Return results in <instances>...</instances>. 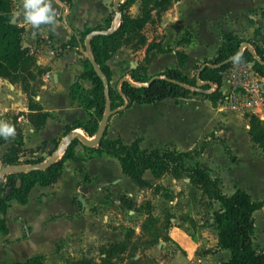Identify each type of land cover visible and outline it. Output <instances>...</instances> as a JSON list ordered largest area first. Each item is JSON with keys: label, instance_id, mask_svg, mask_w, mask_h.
Masks as SVG:
<instances>
[{"label": "crops", "instance_id": "obj_1", "mask_svg": "<svg viewBox=\"0 0 264 264\" xmlns=\"http://www.w3.org/2000/svg\"><path fill=\"white\" fill-rule=\"evenodd\" d=\"M11 1L14 18L25 29L22 45L31 48L34 55L31 69L39 79L34 100L47 116L40 127H35L27 118L28 100L21 86L0 77V120L10 122L13 115L20 112L16 125L21 128L22 149L27 152L25 157L42 158L44 162L50 154V142L65 136L67 126L76 121L85 124L95 116L94 110L87 109L83 102L92 84L81 76V54L61 45L73 30L79 32L103 26L105 19L111 13L113 15L114 5L112 0H50L57 23L34 27L23 16V0ZM99 1L104 4L99 6ZM169 15L161 22L165 23L163 27L170 28L177 41L181 40L182 31L189 33V39L177 48L185 55L183 63L176 57L175 62L167 67H177L190 77L196 75L200 65L216 56L224 34L231 33L241 39V43L247 42L248 46L264 41V0H175ZM111 23L112 20L102 31L116 29L120 21L114 22L113 26ZM79 50L92 57L88 36L84 39V47L80 46ZM107 63L110 66V58ZM123 77L130 79L125 73L117 81ZM261 77L264 86V75ZM213 86L209 91H213ZM71 88L75 91L73 95ZM214 89L221 93L228 89V85L220 83ZM220 98L216 108L204 95L187 93L150 103L133 102L123 110H128L133 104L149 107L146 112H139L137 128L141 139L138 144L148 150L194 149L206 139L205 134H200L203 124L197 123L203 119L202 114L218 113L220 118L217 121H222L216 123V136L218 140H225L231 152L227 170L215 172L203 163L213 144L222 149L224 155L227 154L215 140L195 156L193 164L197 162L210 175L219 177L225 193L231 194L240 188L253 200L264 202V147L251 140L249 124L245 135L237 134L238 124L230 122L229 116L239 109H227ZM121 111L114 112L117 113L116 118L113 114L109 117L103 133L106 138L130 144L135 140H126V137L134 122L122 119ZM203 122L213 127L208 119ZM121 123H128L129 127L121 128ZM197 128L198 135L192 137L190 134ZM72 131L83 135L85 132L80 127ZM81 143L75 145V158L64 162L62 174L55 182L35 184L25 204L15 199L8 202L5 213L0 214L7 229L5 233L0 232V264L23 263L31 258L34 261L29 264H101L106 256L104 249L125 241L127 231L132 233L133 239L141 240L151 222L166 224L165 235L157 236V240L148 247L155 256V264H221L230 258V250L218 244L217 228L213 222V212L220 207L218 200L208 201L203 209L201 202L196 201V197H202V192L190 179H186L188 177L166 173L156 178L150 169L143 172V178L161 185L163 189L155 193L150 188H139L122 172L115 156L98 152L97 144L88 147ZM13 145V137L5 139L0 145V156ZM19 160L22 161L20 155ZM20 166L28 167L30 164L6 168ZM226 178L230 180L228 190L225 189ZM164 192L168 195L165 196ZM191 195L195 197L193 202H187ZM259 211L253 212L254 228Z\"/></svg>", "mask_w": 264, "mask_h": 264}, {"label": "trees", "instance_id": "obj_2", "mask_svg": "<svg viewBox=\"0 0 264 264\" xmlns=\"http://www.w3.org/2000/svg\"><path fill=\"white\" fill-rule=\"evenodd\" d=\"M170 1L160 0V3H169ZM116 9L120 13V23L116 29L110 32L102 31L109 27L112 20L111 13L105 19L103 26L94 29L85 28L79 32L73 30L69 39L61 45L62 48L69 47L81 54L80 61L83 65L81 76L89 79L92 84L89 95L83 97V102L85 107L93 109L95 114L85 124L76 121L67 126L65 134L80 127L89 136L94 135L97 132L98 123L106 111L107 95L109 96L110 109L113 112H119L133 102L150 103L166 97L184 96L187 93L202 94L208 99L212 96L216 98L221 96L217 89L209 91L211 87L209 83L217 87L220 85L221 78L218 72L234 61L235 55L239 52L242 40L231 33L222 36L216 56L207 60V64L211 65H205L200 70L199 79L204 82L201 85H197L195 75L190 77L177 67H166L154 75L141 73L138 67H134L128 71L130 79L118 81V86L113 88L110 84L112 70L107 60L117 50V41L123 34L140 29L147 22V16L134 17L125 14L121 3L117 4ZM13 17L12 1L0 0V77L21 86L28 100L27 118L38 128L43 124L47 113L34 100L36 87L32 82L36 76L31 69L34 55L31 48L22 45L25 29L17 20L12 22ZM94 30L96 32L92 33ZM86 36H88L91 58L82 55V51L79 50L80 46L84 47ZM239 58L249 60L252 58V53L245 48ZM179 61L183 63V60ZM222 62L225 63L220 67L212 66V64ZM200 67L201 65L197 70ZM254 68L259 74L264 75V61L254 62ZM74 92V89L71 88V95ZM19 115H21L20 112L13 115L10 121L16 128L13 137L14 145L0 156V169L23 163L33 166L43 161L42 158L19 160V153L23 145L21 128L16 125ZM247 117L249 118L248 133L251 140L264 147V121L255 114L247 115ZM4 141L5 138L0 137V145ZM78 142L79 140L76 138L71 139L62 151V155L51 161L45 168L6 170L0 177V214L5 213L11 199L25 204L29 191L35 184L48 185L55 182L62 174L64 162L75 158L74 147ZM205 146L206 144L203 143L201 147L189 151L168 148L148 150L141 148L136 140L125 144L120 139L106 138L103 133L97 143L96 150L115 156L119 160L122 172L129 176L135 185L139 188H150L155 193L163 187L143 178V172L146 169H150L156 178L166 173H170L174 177H188L190 182L201 190L204 201L210 202L214 199L220 202V207L213 212V222L217 228L219 246L228 248L231 252L230 258L221 264H264V253L256 251L252 245L253 212L262 206V202L253 200L245 190L240 188H236L231 194L225 193L219 177L210 175L207 169L197 162L195 164L187 163L188 160L194 159L202 152ZM167 195L165 194V196ZM204 204L206 205V202ZM6 230L4 219L0 218V232L5 233ZM32 261L34 258L23 263L12 264H29Z\"/></svg>", "mask_w": 264, "mask_h": 264}, {"label": "rangeland", "instance_id": "obj_3", "mask_svg": "<svg viewBox=\"0 0 264 264\" xmlns=\"http://www.w3.org/2000/svg\"><path fill=\"white\" fill-rule=\"evenodd\" d=\"M175 0H171L169 3H160V0H112V4L115 2L121 3L124 8V13L130 16H147V22L143 27L137 29L135 31L127 32L123 34L117 41L118 47L117 50L110 57V67L113 71L112 81L110 82L113 88L118 86V79L128 73L129 69L132 67H138L141 73L145 74H153L158 73L164 70L165 67L170 66L175 62L176 57L179 60H184V53L180 51L178 46L180 43H184L185 40L189 39V33L187 31L181 32V40H176V35L171 32L170 28H164L163 25L165 23L163 20H166L170 17L169 12L172 4ZM99 6L104 4L103 1L98 2ZM114 7L113 15H112V23H118L120 20V13ZM97 9L101 10L102 8L98 7ZM166 22V21H165ZM115 23V24H116ZM179 33V32H177ZM191 50H194L192 47ZM199 50V48H198ZM87 54L88 52L82 51V55ZM176 53V54H175ZM89 54V53H88ZM177 55V56H176ZM196 71V68L192 73ZM191 74V73H190ZM39 79H34L32 84L37 88ZM209 100V103L214 106V108L218 105V98L212 96ZM237 107L232 108L229 104H226L227 109L234 110L239 109L238 112L229 116L230 122H235L238 124L236 132L238 135H245L246 125L249 124V118L247 115H251L252 112L249 111L248 107L237 102ZM146 106H140L137 104H133L131 108L128 110H123L119 114L122 119L129 120L134 122V127L131 128L127 133L126 140H136L138 143L141 139L138 137V114L139 112H144L147 110ZM203 111L205 110L203 107L201 108ZM146 112V111H145ZM224 113V112H223ZM116 114L113 112L114 118H116ZM229 114L226 112V115ZM203 119L198 121L197 123L203 124L201 125V135L205 134V140L199 142L194 149L201 147L203 143L206 146L210 143L211 140L217 141L228 154L224 155L222 149L218 148L217 145L213 144V147L209 148L205 158L203 159V163L207 166L215 170V172H222L227 170V162L228 159L231 158V152H229V148L225 140H218L216 136V123L219 124L222 120L217 121L220 118L218 113H209V115L202 114ZM206 117V118H205ZM209 117V118H208ZM204 119H208L210 124H213V127H209L206 122H203ZM264 121V120H263ZM100 122V121H99ZM99 124V123H98ZM121 128L129 127L128 123H121ZM208 129H212L211 131H206ZM232 129V127H230ZM199 128L195 129L192 137H196L198 135ZM78 131H72L69 134H66L59 139L52 140L49 144V155L45 157V161L40 163L43 164L48 161L52 155L59 158L62 155V152L56 154V150L61 146L62 143L68 144L70 142L69 136L70 134H74ZM85 136L92 137L91 139L96 138V133L92 136L83 132ZM79 143H81L79 141ZM145 143V142H144ZM231 143L233 144L232 140ZM82 144V143H81ZM146 144V143H145ZM19 155L22 157V160H30V158H26L27 155L26 150H21ZM37 159V158H35ZM193 161H187L188 164H193ZM226 172V171H225ZM226 174V177H229ZM230 180L226 178L225 189L228 190L230 187ZM224 190V189H223ZM181 192V191H180ZM179 193V192H178ZM164 194H167L164 192ZM194 195H191L187 202H193ZM196 197L197 202H201L202 208L205 209L207 205V200L201 197L200 199ZM206 202V205L204 204ZM259 213L256 214V225L252 232V245L258 252L264 253V202H262V206L259 208ZM205 218V214H203ZM165 221V220H164ZM206 221L204 220V223ZM150 226L145 230L142 235V239H133L132 233L127 231V239L123 242H120L117 246L114 247L109 245L104 252L106 256L101 261V264H155L152 251H149V245L157 240V236L165 235V225L164 222L161 225L154 224L153 222L149 223ZM148 249V250H147ZM136 254H139L138 256ZM75 263V262H73ZM100 264V263H99Z\"/></svg>", "mask_w": 264, "mask_h": 264}, {"label": "built area", "instance_id": "obj_4", "mask_svg": "<svg viewBox=\"0 0 264 264\" xmlns=\"http://www.w3.org/2000/svg\"><path fill=\"white\" fill-rule=\"evenodd\" d=\"M245 48L251 51V59H236L218 72L221 84L228 85V89L221 92L220 101L232 108H236L239 102L264 120V86L261 75L254 68V62L264 61V41L242 47V51ZM216 87L213 86L211 90Z\"/></svg>", "mask_w": 264, "mask_h": 264}, {"label": "clouds", "instance_id": "obj_5", "mask_svg": "<svg viewBox=\"0 0 264 264\" xmlns=\"http://www.w3.org/2000/svg\"><path fill=\"white\" fill-rule=\"evenodd\" d=\"M23 16L34 27H39L41 24L55 25L57 23L55 9L52 7L50 0H23ZM234 59H239L237 53ZM16 133L15 125L0 120V137L5 139L14 137Z\"/></svg>", "mask_w": 264, "mask_h": 264}, {"label": "water", "instance_id": "obj_6", "mask_svg": "<svg viewBox=\"0 0 264 264\" xmlns=\"http://www.w3.org/2000/svg\"><path fill=\"white\" fill-rule=\"evenodd\" d=\"M117 2L114 3V7H117ZM15 21V18L13 17L12 18V22ZM245 46H248V43L247 42H242L241 43V46L240 48L242 47H245ZM242 52V49L239 50V55L241 54ZM229 61V60H227ZM225 61V62H227ZM225 62H222V63H219V64H212V66L214 67H220L221 65H223V63ZM205 65H211V64H202L201 67L197 70L196 72V81H197V85H201L202 83H204L203 81H201L199 79V73H200V70L205 66ZM123 79H128L127 77H123ZM129 80V79H128ZM131 81V80H130ZM132 83H134L133 81H131ZM210 85H212L211 83H209ZM106 111L105 113L103 114L99 124H98V128H97V132H96V138L95 139H89L87 138L86 136H84L83 134L81 133H74V134H70L69 136V139H73V138H76L78 139L80 142H82L85 146H88V147H91V146H94L98 143V141L100 140V138L103 136V132L106 128V125H107V122L109 120V117L113 114V111L110 109V101H109V96L107 95L106 96ZM67 144H64L62 143L60 147L57 148L56 150V154L59 153V152H62L65 147H66ZM55 159V155L52 156V158H50L48 161H46L45 163L43 164H36V165H33V166H28V167H25V166H20L16 169H20V170H27L28 168H31V167H39V168H45L51 161H53ZM6 170H13V169H8V168H4V169H0V177L2 176L3 173L6 172ZM187 180H189V178H186Z\"/></svg>", "mask_w": 264, "mask_h": 264}, {"label": "bare ground", "instance_id": "obj_7", "mask_svg": "<svg viewBox=\"0 0 264 264\" xmlns=\"http://www.w3.org/2000/svg\"><path fill=\"white\" fill-rule=\"evenodd\" d=\"M78 133H81V132L78 131ZM81 134H82V133H81Z\"/></svg>", "mask_w": 264, "mask_h": 264}]
</instances>
